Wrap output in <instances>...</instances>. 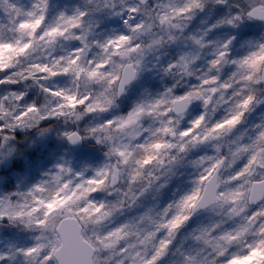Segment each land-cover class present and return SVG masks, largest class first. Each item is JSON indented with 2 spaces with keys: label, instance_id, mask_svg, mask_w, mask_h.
<instances>
[{
  "label": "clouds",
  "instance_id": "1",
  "mask_svg": "<svg viewBox=\"0 0 264 264\" xmlns=\"http://www.w3.org/2000/svg\"><path fill=\"white\" fill-rule=\"evenodd\" d=\"M0 264H264V0H0Z\"/></svg>",
  "mask_w": 264,
  "mask_h": 264
}]
</instances>
